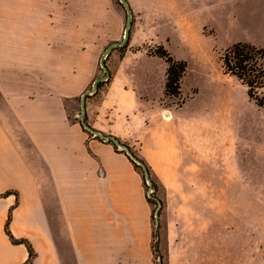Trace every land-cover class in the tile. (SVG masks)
<instances>
[{
    "label": "crops",
    "instance_id": "obj_1",
    "mask_svg": "<svg viewBox=\"0 0 264 264\" xmlns=\"http://www.w3.org/2000/svg\"><path fill=\"white\" fill-rule=\"evenodd\" d=\"M122 17L100 0H0V264H155L137 162L81 120L102 77L95 45L117 42ZM146 76L123 55L86 99L87 124L136 146L162 180L205 171L221 132L205 111L182 114L185 102L166 108L165 83L154 92Z\"/></svg>",
    "mask_w": 264,
    "mask_h": 264
},
{
    "label": "rangeland",
    "instance_id": "obj_2",
    "mask_svg": "<svg viewBox=\"0 0 264 264\" xmlns=\"http://www.w3.org/2000/svg\"><path fill=\"white\" fill-rule=\"evenodd\" d=\"M126 1L131 10L142 5L145 27L132 10L126 33L128 13L121 1L100 0L120 9L123 20L116 43L95 45L99 76L106 75L102 59L110 72L123 55H132L133 66L147 74L150 87L159 93L167 63L154 54L164 45L187 67L182 96L164 92L163 105L177 108L184 100L182 114L205 111L223 137L221 147L208 142L202 172L166 173L163 181L145 162L152 181L155 264H264V105L249 98L247 87L226 74L222 62L237 42L264 47V0ZM94 93H87L86 99ZM230 105L233 113L227 114ZM135 147L130 152L143 160ZM214 149L218 154H209ZM137 165L148 197L144 171Z\"/></svg>",
    "mask_w": 264,
    "mask_h": 264
},
{
    "label": "trees",
    "instance_id": "obj_3",
    "mask_svg": "<svg viewBox=\"0 0 264 264\" xmlns=\"http://www.w3.org/2000/svg\"><path fill=\"white\" fill-rule=\"evenodd\" d=\"M154 55L163 58L167 63L164 89L165 95L180 98L182 96L181 81L187 67L186 62L175 59L164 45H160V51L156 52ZM262 58H264V47H259L247 42H237L233 44L222 56L225 73L235 76L245 85L249 98L255 101L258 106L264 105V92L260 94V90L264 89V66L261 64ZM109 78L110 76L106 80L99 82L95 93L105 84L109 83ZM182 101L183 103L185 102L184 100ZM86 120L87 118L84 117V121ZM107 141L112 142L110 139H107ZM126 145L130 149V146L128 144ZM115 146L117 149L119 148L117 145ZM124 152L126 153V151ZM132 156L134 157L133 154ZM130 158L132 157L130 156ZM140 162L146 166L145 161L140 160ZM135 165L138 167L136 163ZM148 200L151 203L150 197H148ZM9 220L10 217L8 219L7 228ZM7 230L8 233H10L9 229Z\"/></svg>",
    "mask_w": 264,
    "mask_h": 264
},
{
    "label": "water",
    "instance_id": "obj_4",
    "mask_svg": "<svg viewBox=\"0 0 264 264\" xmlns=\"http://www.w3.org/2000/svg\"><path fill=\"white\" fill-rule=\"evenodd\" d=\"M121 3L123 4V6L125 7V9L127 10V13H128V21H127V27H126V33L129 32V29H130V25H131V14H132V11H131V8H130V5L128 4V2L126 0H120ZM126 38V37H125ZM114 45H112L110 48H112ZM101 66L104 68L105 70V73L106 75L102 76V77H99L93 87L91 89H89L85 94L84 96L82 97V102H81V110H82V113L84 114L85 110H86V94L87 93H92L94 91H96L97 87H98V84L100 81H103V80H106L110 74L109 70L107 69L106 67V64L104 63V59L101 60ZM82 120V125L88 130L90 131L91 133L93 134H96L97 136L99 137H102L104 139H110L112 140V142L117 145L118 147L122 148L124 151H126L136 162L139 163V165H141L143 171H144V175H145V178H146V181H147V185H148V188L149 190L151 191L152 190V181L150 179V175H149V171L147 169V167L141 163L140 161H138L137 159H135L131 152H130V149L128 148V146L125 144V143H122L119 139L113 137V136H109V135H104L98 131H95L93 130L88 124L86 121H84V119H81Z\"/></svg>",
    "mask_w": 264,
    "mask_h": 264
},
{
    "label": "built area",
    "instance_id": "obj_5",
    "mask_svg": "<svg viewBox=\"0 0 264 264\" xmlns=\"http://www.w3.org/2000/svg\"><path fill=\"white\" fill-rule=\"evenodd\" d=\"M90 137H95V138H99V139H101V140H103V141H107V139H104V138H102V137H99V136H97L96 134H93V133H91L90 132ZM147 194H148V197H151V194H152V190L150 191V190H148L147 191Z\"/></svg>",
    "mask_w": 264,
    "mask_h": 264
}]
</instances>
